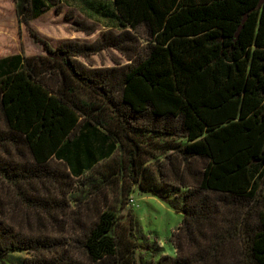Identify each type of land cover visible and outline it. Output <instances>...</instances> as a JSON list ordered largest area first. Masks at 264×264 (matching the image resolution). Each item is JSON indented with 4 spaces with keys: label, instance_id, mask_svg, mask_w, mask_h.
Returning <instances> with one entry per match:
<instances>
[{
    "label": "trees",
    "instance_id": "16d2710c",
    "mask_svg": "<svg viewBox=\"0 0 264 264\" xmlns=\"http://www.w3.org/2000/svg\"><path fill=\"white\" fill-rule=\"evenodd\" d=\"M16 1L44 54L0 58V264H74L12 216L54 217L74 182L81 208L124 176L184 214L177 255L147 260L142 248H161L141 244L138 220L126 228L108 207L79 240L89 264H264V0H107L99 15L119 34L57 46L31 21L60 0ZM107 48L129 62L80 60ZM25 251L37 259L17 257Z\"/></svg>",
    "mask_w": 264,
    "mask_h": 264
},
{
    "label": "rangeland",
    "instance_id": "374dc122",
    "mask_svg": "<svg viewBox=\"0 0 264 264\" xmlns=\"http://www.w3.org/2000/svg\"><path fill=\"white\" fill-rule=\"evenodd\" d=\"M107 0H60L55 7L44 12L40 17L31 21V26L36 32L52 46H57L66 40H75L85 43H93L103 38L106 32L119 34L120 30L114 28L109 19L100 16L99 10ZM87 4V6L85 5ZM16 0H0V57L14 53H24L27 56L44 54L42 44L36 42L25 25L18 21L16 13ZM90 28L94 32L88 33ZM138 46L145 45V39L140 38ZM80 60L91 67H112L117 63L125 64L129 61L115 48H107L88 58L80 57ZM123 159L122 154H116L113 160L104 162L92 173L97 177L99 172L113 165L114 160ZM147 160V166L157 173V165ZM57 166V165H56ZM71 194V199H66V206L60 212L51 217L43 210H30L23 208L21 213L14 214L11 222L19 225L25 235L46 239L57 244L61 255L73 260L74 264H89L85 259L79 240L87 226L99 210L108 207H116L120 211V222L129 227L132 217L138 220L141 244H147L159 249L160 253L145 254L147 260L156 262L162 255H177L172 241V235L178 231L184 214L170 201L140 191L137 186L129 187V182L124 176L106 184L96 195H92L81 208L75 203L81 188L77 182ZM130 189V191H129ZM61 196V194H60ZM135 204L131 203V198ZM63 200V199H62ZM65 200V199H64ZM55 212V211H54ZM22 223H19L21 222ZM134 222V220H133ZM17 257L28 260H36V252H19Z\"/></svg>",
    "mask_w": 264,
    "mask_h": 264
},
{
    "label": "built area",
    "instance_id": "2783aa9c",
    "mask_svg": "<svg viewBox=\"0 0 264 264\" xmlns=\"http://www.w3.org/2000/svg\"><path fill=\"white\" fill-rule=\"evenodd\" d=\"M130 201L131 203L135 204V199L133 197L130 199Z\"/></svg>",
    "mask_w": 264,
    "mask_h": 264
},
{
    "label": "crops",
    "instance_id": "0c3cea01",
    "mask_svg": "<svg viewBox=\"0 0 264 264\" xmlns=\"http://www.w3.org/2000/svg\"><path fill=\"white\" fill-rule=\"evenodd\" d=\"M41 16V15H40ZM39 16V17H40ZM37 19V18H36ZM35 20V19H34ZM20 53V52H19ZM14 54H18V53H14ZM9 55H13V54H9ZM9 55H6V56H9ZM6 56H1L0 58H2V57H6Z\"/></svg>",
    "mask_w": 264,
    "mask_h": 264
}]
</instances>
